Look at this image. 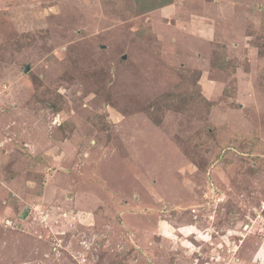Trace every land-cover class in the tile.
Segmentation results:
<instances>
[{"label":"rangeland","instance_id":"374dc122","mask_svg":"<svg viewBox=\"0 0 264 264\" xmlns=\"http://www.w3.org/2000/svg\"><path fill=\"white\" fill-rule=\"evenodd\" d=\"M150 2L0 0V264H264V0Z\"/></svg>","mask_w":264,"mask_h":264},{"label":"trees","instance_id":"16d2710c","mask_svg":"<svg viewBox=\"0 0 264 264\" xmlns=\"http://www.w3.org/2000/svg\"><path fill=\"white\" fill-rule=\"evenodd\" d=\"M148 2H150L148 0ZM172 0H156L155 3H151L149 7H147L148 10H144L145 12L147 11H150L151 9H154V8H158V7H162V6H166V5H169L171 4Z\"/></svg>","mask_w":264,"mask_h":264}]
</instances>
